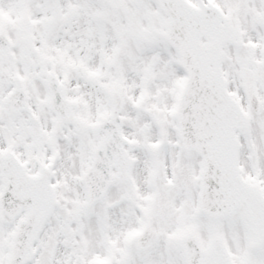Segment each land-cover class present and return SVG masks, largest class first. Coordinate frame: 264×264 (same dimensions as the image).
<instances>
[{
  "label": "snow or ice",
  "instance_id": "obj_1",
  "mask_svg": "<svg viewBox=\"0 0 264 264\" xmlns=\"http://www.w3.org/2000/svg\"><path fill=\"white\" fill-rule=\"evenodd\" d=\"M0 264H264V0H0Z\"/></svg>",
  "mask_w": 264,
  "mask_h": 264
}]
</instances>
